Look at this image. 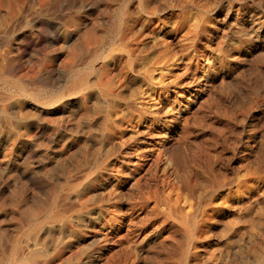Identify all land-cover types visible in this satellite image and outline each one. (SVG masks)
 I'll list each match as a JSON object with an SVG mask.
<instances>
[{
    "label": "rangeland",
    "instance_id": "374dc122",
    "mask_svg": "<svg viewBox=\"0 0 264 264\" xmlns=\"http://www.w3.org/2000/svg\"><path fill=\"white\" fill-rule=\"evenodd\" d=\"M12 1L11 0H0V18H1V15H4L6 8H8V7L16 8L23 2L20 5L22 7L21 8L22 15H21V17H19L18 21L16 22L17 27L15 24L12 27H10L9 31L7 30L4 34L0 35V43H2V44H0V68H2V69H0V76L3 78L2 81L6 80V79L16 78V76H18V77L22 78V81L24 83H26L29 88L31 87L30 89H32L35 93H39L38 98H47V97L55 95V94H61L63 96L60 97L57 101H55L53 103L54 106L52 104L48 105V108H46L47 106H44L43 104L36 102L33 99H30V98L28 99V97L13 98L11 100V103L13 104V106L15 108L16 107L18 108L20 106L19 108H21V111L24 108V110L22 112H19L22 115V118L20 120H12L13 122L18 121V123L20 121L16 130H18V131L20 130V133L23 134L22 136L24 138H23V140H9L8 136H6L4 134L0 135V156L2 157V158H0L1 159L0 160V264H17V261H15L16 255L12 253L13 246L15 244H17L18 247L20 248V247H23V245H24L23 248H26L27 244H30L31 242L34 241L33 239H36V244L39 245L40 247L35 246L36 245L35 244V245H32V247L29 249L30 252L27 251L26 249H24V252H25V255L27 256L26 258L31 260V261L34 260L33 262L35 264H38V263L43 264L45 261L46 262L44 264H50L51 262H52L51 264H59L61 261V256H62V261L64 260L63 263L61 261V264H76V263L81 264L80 262H76L74 260L73 255H77V254L81 255L83 253V251L85 249V244L83 245L80 243L85 242L84 237H85V232H86L87 221L89 220V215L93 216L97 212H100V216L97 215V218L93 216V219H95L96 228L98 226V228L96 230L97 231L96 236L101 237V239L103 240V238H102L103 234L102 233H105L106 231H108V234L110 233V235H111V236L107 237V241L104 244V247H105L104 253L108 257L110 256L113 260L117 259L119 256H122L123 259L125 260V262L127 264L128 263L130 264L129 260L131 261V251L134 248L131 241L132 240L137 241L139 238L140 239L142 238L141 237L142 235L146 234V238L144 237L145 239H144L143 247L144 248L147 247L146 246L147 240L149 241L148 237L153 236V234L157 231L156 228L155 229L153 228L154 223L157 219L162 218L163 215H161V214L165 210L166 203L168 200H171L174 198L175 195L173 192L176 191V189H179V191L181 193H185L188 190H192L191 188H194L195 191L192 192L191 195L189 193L188 202L191 203V205L195 204L196 206L197 205L202 206L209 199V197H210L209 195L212 194L211 192L213 191V189H215L214 188L215 187V184H214L215 178H216V180L230 181L231 184L229 187H230V189L233 190L235 185H236V181L239 178H241L243 176H248V175L254 173L255 171L260 172L263 170V168H264V160H263L264 155L262 153H264V139H263L264 138V104H263L264 103V101H263L264 100V96H263L264 95V93H263V91H264V70H263L264 69V55H263L264 54V50H263L264 49V32H263L264 31V22H263V20H264V16H263V14H264V0H262V1L261 0H257V1L256 0L255 1L254 0H225V1L224 0H200L201 1V2L199 1L200 3L198 2V0H195V2H194V0L193 1L192 0H171V1L170 0H153V1L152 0H123V1L122 0H114V1L113 0H110V1L109 0H46V1L45 0H29V1L28 0H23V1L17 0L18 2L16 0H12ZM20 1H21V3H20ZM142 1L144 3H142ZM10 2H12V3H10ZM189 2L191 5L189 4ZM24 3H26L25 8L23 7ZM153 3H155V4H153ZM205 3L207 4V6H205L206 5ZM13 4H14V6H13ZM145 4H147V5H145ZM163 4H165V5H163ZM41 5H42V7H40ZM99 5L102 7H99ZM104 5H105V7H103ZM240 5H241V7H239ZM33 6H35V7L33 8ZM107 6H108V8H107ZM148 6H149V8H148ZM151 6H153V7H151ZM195 6H197V8ZM198 6H200V7H198ZM97 7H99V8L97 9ZM146 7L148 10L146 9ZM232 7H233L234 11L232 10ZM155 8L157 9V12H156ZM202 8H204V9L202 10ZM30 9L31 10L35 9V10H34V12H32ZM94 9H97V10L95 11ZM255 9L258 11L256 12ZM165 10H167V11H165ZM204 10H206V11H204ZM106 11H108V12H106ZM132 14H133V16H132ZM199 14H201V15H199ZM233 15H235V16H233ZM209 16H212V17L209 18ZM21 18H22L23 22L21 21ZM92 19H95L97 22L95 20H92ZM163 19H164V21H163ZM220 19H224V20H220ZM252 19L256 23H253ZM256 19H258V20H256ZM88 22H90V23H88ZM64 23H66V24H64ZM164 23H166V24H164ZM247 23H248V25H247ZM188 24H189V26H188ZM255 24H257V26ZM33 25L35 26V28ZM61 25H63V26H61ZM139 26H141V27L139 28ZM231 26L233 28H231ZM32 27H33V30H32ZM97 27H99V28H97ZM235 27L239 28V30ZM253 27H254V30H253ZM14 28H16V29H14ZM18 28H19V31H17ZM124 28L127 31L129 30L130 36H131L130 38H133V40H131L130 38H128L125 35V33L127 31ZM190 28H192V29H190ZM144 29H146V30H144ZM222 29L224 32L222 31ZM231 29H232V31H231ZM240 29H241V31H240ZM244 29H245V31H244ZM132 30H133V33H131ZM90 31L92 34L90 33ZM134 31H135L136 35H135ZM121 32L124 34H119ZM129 32H127V33H129ZM142 32L143 33L145 32V33L143 34ZM199 33H201V34H199ZM228 33L231 34V36L228 35ZM156 34H157V36H156ZM160 34L162 35V38H161ZM192 34H194V35H192ZM36 35H38V36H36ZM93 35H95L96 37ZM188 35H189V37H188ZM235 35H236V38H235ZM97 36H98V38H97ZM142 36L145 38H143ZM14 37H16V38H14ZM20 37H21V39H20ZM23 37H25V38H23ZM58 37H60V38H58ZM186 37H187V39H185ZM237 37H238V39H237ZM40 38H41V40H40ZM117 38H119V39H117ZM179 38H181V39H179ZM189 39H192V40H189ZM206 39H208L209 41ZM213 39H215L214 42H213ZM218 39L220 41H218ZM162 40H164V42ZM188 40H189V42H187ZM226 40L229 43L226 42V45H225ZM39 41H40L41 45H38ZM128 41L130 44L128 43ZM29 42H30V44H29ZM70 42H71V44H70ZM78 42H79L80 46L76 45V47H75V45L73 43L78 44ZM136 42H138V43H136ZM144 42H146V43L144 44ZM167 42H168V46H167ZM193 42H195V43H193ZM163 43H164V45H163ZM172 43H173V45H171ZM16 44H17V46H16ZM212 44H213V46H212ZM68 45H70V46H68ZM157 45L162 46V47H158ZM83 47L85 48V50ZM93 47H94V49H93ZM223 47H224V49H222ZM66 48H67V50H66ZM96 48H98V49H96ZM172 48L175 49L176 52H175V50H172ZM214 48L217 49L216 50L217 52H215V50L213 51ZM10 49H11V51H10ZM156 49H157V51H156ZM1 50L4 51V53ZM75 50H76V52H75ZM130 51H131V53H130ZM207 51H208V53H207ZM77 52H79V53H77ZM139 52H141V53H139ZM150 52L153 54V57L151 56L152 54ZM253 52H254V54H253ZM175 53H176V55L177 54L178 55L176 56ZM184 53H185V56H184ZM203 53H204V55H203ZM224 53L226 56L224 55ZM96 54H97V57L95 56ZM172 54L175 56V58H172V56H173ZM18 55H20V56H18ZM137 55H139V56H137ZM198 55L200 56V59L198 58L199 57ZM94 56H95V60H93ZM258 56H261V57H259L260 59L257 58ZM71 57H72V59H71ZM86 57H87V59H86ZM214 57L216 60L214 59ZM254 57H256V58H254ZM140 58L143 60V62H142V60L140 61ZM154 58H156V60ZM170 58H171V60H169ZM177 58L179 59V62H178ZM236 58H238V59H236ZM76 59H77V61H75ZM255 59H257L256 63H254ZM98 60H99V62H98ZM129 60L131 61V67L129 65ZM247 60H250V61L247 62ZM164 61H167V62L164 63ZM64 62L65 63L68 62V63L65 64ZM121 62H123V64H121ZM149 62H151V63H149ZM9 63H11V64H9ZM250 63H252V64H250ZM261 63H262V65H260ZM152 64H155V65L158 64L160 66L156 65V67H155V65L153 66ZM207 64H208V66H207ZM253 64H254V66L252 67ZM124 65H125V67H124ZM165 65H166V67H165ZM175 65H178V66L176 67ZM203 65H204V67H203ZM255 65L258 66V68ZM171 66L172 67L174 66V67L169 69V67H171ZM86 67L90 68V74H89V78H88L89 79L88 83L89 82L90 83L88 84V86L85 89L80 90L78 92H75V91L74 92H67V91H65V89H67V87L71 84V81H72L70 78L71 73L73 72L75 74L77 71L81 70V68L83 69ZM126 67L128 68L127 70H126ZM132 67H133V69H132ZM163 67L166 69H163ZM167 67H168V69H167ZM206 67H207V69H206ZM243 67L246 70H243ZM249 67H251V68H249ZM159 68H161L162 71H160ZM204 68H205V70H204ZM140 69H142V70H140ZM97 70H99L100 72L98 73ZM92 71H94V72H92ZM104 71H106V72H104ZM146 71L149 72V74ZM183 71H185L186 73ZM253 71L256 73V76H255V73ZM107 72H108V74H107ZM203 72H205V73L201 74ZM240 72L241 73L243 72V73L240 74ZM94 73H96V74L94 75ZM125 73H126V75H125ZM235 73H237V74H235ZM186 74H188V75H186ZM113 75H114V77H113ZM162 75H165V76H162ZM236 75H238V76H236ZM244 75H246V77ZM31 76H33V77H31ZM119 76H121V77H119ZM188 77H189V79H188ZM110 78H112V79H110ZM196 78H198V80ZM212 78H213V80H212ZM248 78L249 79L252 78L253 80L251 79L252 81L250 80L251 81L250 82L248 80ZM141 79H142V81H141ZM194 79H195V81H194ZM246 79L249 83L246 81ZM219 80H220V82H219ZM97 83H98V85H97ZM175 83H181V84H175ZM240 83L242 86L240 85ZM149 85H150V87L151 86H153V87L150 88ZM161 85L163 88L161 87ZM130 86H131V88H130ZM136 86H138V89L136 88ZM245 86H248L249 89L246 88ZM234 88H236V90ZM43 89H45V90H43ZM135 90L138 91L137 92L138 94L135 93L136 92ZM139 90L141 93L139 92ZM150 90L153 91L154 95L148 97V93ZM202 90H204V91H202ZM233 90H235V91H233ZM3 91H6V87L3 85V82H0V93H2ZM190 92H192V93H190ZM68 93H70V94H68ZM133 93L137 94L138 96L134 95ZM146 93H147V96H146ZM174 93H176V94H174ZM188 93H189V96H187ZM246 94H247V96H246ZM82 95H83V97H82ZM129 95H130L131 99H130ZM99 96H100V98H99ZM206 96H208V100L210 99L209 101L207 100ZM220 96H221V98H220ZM247 97H248V99H247ZM74 98H75V100H74ZM203 98H205V99H203ZM217 98L219 100H217ZM15 99H17V100H15ZM18 100H20L21 102ZM91 100H92V102H91ZM151 100H153V101H151ZM192 100H193V102H191ZM202 100H206L207 102L206 101L202 102ZM220 100H221V102H220ZM234 100L236 103L234 102ZM34 101H35V103H34ZM98 101H99V104H98ZM166 101L168 104L166 103ZM22 102H23V105L21 104ZM153 102L156 103V106L154 108H149V105ZM77 103H78V105H77ZM170 103H172V104H170ZM189 103H191V105ZM208 103H210L211 107L209 106ZM250 103L252 104L251 106L249 105ZM141 104H143V105H141ZM187 104H189V105H187ZM213 104L215 107H213ZM25 105H26V107H25ZM61 105H63V106H61ZM166 105H168V106H166ZM208 106H209V108H207ZM29 107L32 109H30ZM38 107H39V109H38ZM185 107H186L187 111H186ZM254 107H255V109H254ZM135 108L137 109L138 112L135 111L136 110ZM138 108L142 109V110L145 109V110H143V113L141 114V113H139ZM250 108H252V109H250ZM26 109H27V111H25ZM218 109H219V111H218ZM114 110H115V112H113ZM146 110H148V111H146ZM155 110L157 112L156 114H155ZM24 111L26 112V115L24 114ZM110 111H111V113H110ZM170 111H172V112L170 113ZM190 111H191V114H190ZM61 112L62 113L64 112V113L62 114ZM119 112L121 114H119ZM135 112H137V113H135ZM19 113H15L16 118L19 115ZM112 113H114V115ZM196 113H197V115L195 117L194 115ZM69 114H71V115H69ZM115 114H117V115H115ZM174 114H177V115H174ZM186 114L190 115V116L188 115L189 118L187 117ZM206 114H208V115H206ZM13 115L14 114H11V113H0V120L2 119V117H12ZM138 115H139L140 119L138 118ZM160 115H162V116H160ZM24 116H26V117H24ZM37 117L40 119H37ZM150 117H151V119H150ZM194 117H195V120H194ZM198 117L200 119H197ZM46 118H47V120H46ZM84 118L86 119V121L84 120ZM183 118H184V120H183ZM186 118H188V119H186ZM191 118H192V121H191ZM163 119L165 121H163ZM48 120H50V122ZM181 120H183V121H181ZM185 120L188 124L186 122L184 123ZM250 120H251V122H250ZM148 121H151V122H148ZM190 121L192 124L190 123ZM212 123L214 124V126ZM82 124H83V126L81 127ZM107 124H108V126H107ZM200 124L202 126H200ZM37 125H38V127H37ZM75 125L78 127L76 128ZM188 125L191 127H189ZM203 125H204L205 129L203 128ZM45 126H47V127H45ZM117 126H119L118 127L119 129L117 128ZM141 126H142V128H141ZM208 126H209V128H208ZM250 127H251V129H250ZM255 127H256V129H255ZM21 129H23L24 131ZM145 129H147V130H145ZM248 129H250V130H248ZM259 129L261 130V132ZM86 130H87V132H86ZM133 130H135V132ZM201 131H203V133H201ZM225 131H226V133H225ZM151 132H152V134H151ZM211 132H213V133H211ZM25 133H27V134H25ZM126 134H127V136H126ZM130 134H132V135L130 136ZM133 134H135V136ZM215 134H216V137H215ZM257 134L259 137L257 136ZM44 136H46L47 138ZM121 136L122 137L125 136V137H123V140H122ZM154 136H155V138H154ZM210 136L212 137V140H210L211 139ZM26 138H28V139H26ZM106 138H108V139H106ZM245 138H246V140H245ZM99 139H100V142H99ZM116 139H118V140H116ZM119 139H120V141H119ZM136 141H138V142H136ZM27 142H29V143H27ZM11 143H13V144H11ZM143 143H144V145H142ZM173 143H175L176 145ZM234 144H235V146L236 145L237 146L234 147ZM245 144H246V146H245ZM258 144H259V146H258ZM261 144L263 145V148L261 147ZM128 145H130V146H128ZM204 145H205V147H203ZM214 145H216V146H214ZM141 146H143V147H141ZM153 146H156V147L153 148ZM174 146H175V148H174ZM155 148H156V150H155ZM226 148H227V150H226ZM232 148H233V150H232ZM11 149H12V151H11ZM121 150L123 153L121 152ZM199 150H200V152H199ZM206 150H207V152H206ZM222 150H223V152H222ZM146 151L148 154L146 153ZM196 151H197V154L199 152V155L201 157L202 156L203 157L201 158L199 155L197 156ZM250 151H252V153ZM36 152H37V154H36ZM208 152H210V153H208ZM6 154L8 156H6ZM169 154L171 156L173 155L172 156L173 158L169 157L170 156ZM193 154L196 156H192ZM224 154L227 156H225ZM221 155H224V156H221ZM245 155H246V157H245ZM252 155H253V157H252ZM216 156H217V158H216ZM241 156H243V157H241ZM3 157L5 159H3ZM22 157H24V158H22ZM116 157H118V158H116ZM123 157L124 158L126 157V158L124 159ZM195 157H196V159H195ZM213 157H214V159H213ZM190 158H192L193 160L192 159L190 160ZM117 159H118V161L119 160H121V161L118 162ZM160 159H161V161H160ZM255 159L258 161L256 162ZM166 160H169V161H166ZM224 160L226 162H224ZM211 161L212 162L214 161L213 165H212ZM196 162H197V164H195ZM148 163H149V165H148ZM156 163H157V165H156ZM135 164L138 166H136ZM186 164L188 166H186ZM226 164H228L229 167ZM133 165H134V167H133ZM90 166H92L93 168ZM139 166H141V167H139ZM226 166L228 169L226 168ZM232 166H234V167H232ZM250 166L252 167V169ZM18 167H20V168H18ZM113 167H115V168H113ZM125 167H126V169H125ZM148 167L150 168V171H149ZM86 168H88V169H86ZM146 168H148L147 171H146ZM176 168H177V171H176ZM197 168H199V169H197ZM254 168H255V170H253ZM144 169H145V173H143ZM170 169H171V171H170ZM182 170H184V171H182ZM202 171L204 174L202 173ZM147 172H149V176H148ZM182 172L184 175L182 174ZM191 172H193V174ZM221 172L223 173V175ZM169 173H170V175H169ZM185 173H186V175H185ZM213 173H215V176H213L214 175ZM4 174H5V176H3ZM100 174H101V176H100ZM219 174L221 176H219ZM81 175H82V177H80ZM111 176H112V178H111ZM147 176L150 177L149 178V181L151 180L150 182H148ZM159 176H161V177H159ZM126 178H128V180ZM138 178H140V179L143 178V180L139 179V181H138L137 180ZM167 178L168 179L170 178V179L168 180ZM76 179H78V180H76ZM105 179H106V181H105ZM161 179L163 180L162 183L160 182ZM6 180H7V182H6ZM124 180H126V182ZM191 180L193 181L194 186H193V183L191 182ZM201 180L203 182H201ZM199 181H200V183H198ZM84 182H86V183H84ZM174 182H176V183H174ZM177 182H178V184H177ZM144 183H145V187H144ZM149 183H151V184L153 183L152 184L153 186ZM172 183H174L176 188L173 186ZM201 183L203 184V185H201V187L203 189L199 186V184H201ZM211 183H213V184L211 185ZM112 184L113 185L115 184L114 187H112L113 186ZM160 184H161V186H160ZM206 184H207V186H206ZM107 186H109V187H107ZM146 186H148V187H146ZM83 187H84V190H83L84 193L81 192ZM126 187L127 188L129 187V189H127ZM140 187H141V189H140ZM150 187H152V188H150ZM198 187L201 188L202 190H200ZM164 188H165V190H164ZM169 188H170V190H168ZM171 188H174V190L173 189L171 190ZM116 189H118V190H116ZM130 189L133 192L130 191ZM151 189L154 191L155 194H153ZM204 189L205 190L207 189V190L205 191ZM208 190H209V192H208ZM147 191H149V192L147 193ZM158 191H159V193H158ZM199 191H202V192H199ZM79 192H81V193H79ZM156 192L158 194H156ZM196 192H197V195L201 193L202 196L198 195V197H197ZM104 193H106L107 195ZM127 194H129V196ZM147 194H148L149 198L147 197ZM170 194H171V196H170ZM76 195L78 196L77 198H75ZM80 195H81V197H80ZM199 196L201 197L200 199H199ZM72 197H73V199H72ZM102 197H103V199H102ZM125 197L128 199H125ZM191 197H192V200H191ZM80 198H81V200H80ZM84 198H86V199H84ZM71 199H72V201H70ZM125 200H126V202H125ZM195 200H197V202ZM133 201H137V202H133ZM152 202L154 205L152 204ZM111 204H113L112 205L113 207H111ZM36 205H38L37 207H39V209L35 208ZM131 205H133V208ZM195 205H193V206L196 207ZM96 206H97V208H96ZM147 206H149V207H147ZM34 208H35V210H34ZM66 208H68V209H66ZM36 209L39 211H37ZM103 209L105 212L103 211ZM155 209H156V211H155ZM32 210L36 212V215L38 217H36V215H34L35 212H33L34 214L32 213ZM58 211L62 214V217L61 216L60 217H52V214L54 212H58ZM86 212H88V214ZM48 214H50V215H48ZM144 214H146L148 216L145 217L146 215L143 216ZM77 215L79 218L77 217ZM121 216H123V217H121ZM120 217H121V219H120ZM140 217H142V218H140ZM149 217H151L150 220L148 219ZM146 218H147V220H145ZM114 219L118 220V221L113 223ZM137 219H139L138 223H137ZM64 221H67L68 223L67 222L65 223ZM74 222H76V223H74ZM140 222H143V224H141ZM56 224H58V225H56ZM113 224H114V226H113ZM131 224H132V226H130ZM133 224L135 227L133 226ZM54 225H56V226H54ZM142 225H144V226H142ZM20 226H21V228H20ZM78 226H80V227H78ZM136 226H138V227H136ZM44 227H46V228H44ZM40 228H41V230H40ZM139 228H141V230ZM57 229H59V231L62 230L61 231L62 233L59 232ZM39 230L43 231V232L40 233ZM56 230L59 233H57ZM149 230H151V231L147 232ZM209 231H211V233L209 232V234L212 235L213 231L211 229ZM71 232H72V234H71ZM98 232H99V235H98ZM115 232L119 233V234H123L124 239H122L121 243H120V244H122V248L115 247L113 249V247H112L116 243V239H114V235L116 234ZM18 233H19V235H18ZM125 233L127 234V236ZM40 234H41V236H40ZM61 234L64 236H61ZM78 234H80V235H78ZM58 235H60V236H58ZM52 236H54V240H53ZM72 237L74 238V240ZM14 238L16 241L14 240ZM37 238H38V240H37ZM40 238H42V239H40ZM112 238H113V240H112ZM48 239H49V241H48ZM24 241H26L25 242L26 244L24 243ZM37 241H38V243H37ZM128 242H130L129 246H128ZM77 245H79V246H77ZM81 245H82V247H81ZM123 245H124V247H123ZM125 247H127V248H125ZM128 248L130 249L129 252H128ZM47 249H49V250H47ZM31 250L32 251L35 250V253H34V251L32 252ZM56 250H57V252H56ZM74 250L76 253L74 252ZM112 250H113V252L111 253ZM123 250L125 252H123ZM115 252H117L116 254L118 255L116 257H115ZM47 254H48V256H47ZM66 254H68L69 256ZM124 255L126 257H124ZM13 257H14V259H13ZM41 260H42V262H41ZM65 260L67 261V263ZM8 262H10V263H8Z\"/></svg>",
    "mask_w": 264,
    "mask_h": 264
},
{
    "label": "bare ground",
    "instance_id": "6f19581e",
    "mask_svg": "<svg viewBox=\"0 0 264 264\" xmlns=\"http://www.w3.org/2000/svg\"><path fill=\"white\" fill-rule=\"evenodd\" d=\"M12 1V0H11ZM17 1V0H16ZM23 1V0H22ZM29 1V0H28ZM46 1V0H45ZM110 1V0H109ZM114 1V0H113ZM123 1V0H122ZM153 1V0H152ZM171 1V0H170ZM193 1V0H192ZM200 0H198V2H199ZM225 1V0H224ZM255 1V0H254ZM257 1V0H256ZM262 1V0H261ZM13 2V1H12ZM12 2H10V3H12ZM18 2V1H17ZM27 2V1H26ZM98 2V1H97ZM131 2V1H130ZM194 2H195V0H194ZM201 2V1H200ZM199 2V3H200ZM20 3H21V1H20ZM23 3V2H22ZM21 3V4H22ZM38 3V2H37ZM44 3V2H43ZM121 3V2H120ZM127 3V2H126ZM142 3H144L143 1H142ZM165 3V2H164ZM175 3V2H174ZM177 3V2H176ZM214 3V2H213ZM223 3V2H222ZM8 4V3H7ZM20 4V5H21ZM25 4L26 3H24L23 5V7L25 8ZM39 4V3H38ZM153 4H155V3H153ZM189 4H190V2H189ZM206 4V3H205ZM209 4V3H208ZM211 4V3H210ZM226 4V3H225ZM18 6V7H16V8H14V7H8V8H6L5 9V13H4V15H1V18H0V35H2V34H4L7 30L9 31V29H10V27H12L13 25H15L16 24V22L18 21V19H19V17H21V15H22V10H21V6ZM35 5V4H34ZM43 5V4H42ZM42 5L40 6V7H42ZM125 5V4H124ZM145 5H147V4H145ZM150 5V4H149ZM163 5H165V4H163ZM171 5V4H170ZM191 5V4H190ZM203 5V4H202ZM221 5V4H220ZM228 5V4H227ZM13 6H14V4H13ZM78 6V5H77ZM143 6V5H142ZM172 6V5H171ZM170 6V7H171ZM205 6H207V4L205 5ZM204 6V7H205ZM236 6V5H235ZM35 6H33V8H34ZM99 7H102V6H100L99 5ZM99 7H97V9L99 8ZM103 7H105V5L103 6ZM130 7V6H129ZM151 7H153V6H151ZM150 7V8H151ZM169 7V6H168ZM167 7V8H168ZM196 8H197V6H195ZM198 7H200V6H198ZM218 7V6H217ZM223 7V6H222ZM239 7H241V5L239 6ZM107 8H108V6H107ZM148 8H149V6H148ZM158 8V7H157ZM176 8V7H175ZM187 8V7H186ZM210 8V7H209ZM216 8V7H215ZM228 8V7H227ZM32 9V8H31ZM30 9V10H31ZM88 9V8H87ZM97 9H94L95 11L97 10ZM131 9V8H130ZM146 9H147V7H146ZM145 9V10H146ZM162 9V8H161ZM165 9V8H164ZM204 8H202V10H203ZM213 9V8H212ZM230 9V8H229ZM228 9V10H229ZM250 9V8H249ZM25 10V9H24ZM27 10V9H26ZM34 10L35 9H33V10H31L32 12H34ZM109 10V9H108ZM125 10V9H124ZM133 10V9H132ZM148 10V9H147ZM155 10H156V12H157V9L155 8ZM172 10V9H171ZM186 10V9H185ZM232 10H233V7H232ZM256 10V9H255ZM42 11V10H41ZM128 11V10H127ZM136 11V10H135ZM165 11H167V10H165ZM204 11H206V10H204ZM221 11V10H220ZM234 11V10H233ZM236 11V10H235ZM258 10H256V12H257ZM4 12V11H3ZM2 12V13H3ZM36 12V11H35ZM89 12V11H88ZM106 12H108V11H106ZM114 12V11H113ZM160 12V11H159ZM162 12V11H161ZM172 12V11H171ZM189 12V11H188ZM239 12V11H238ZM254 12V11H253ZM112 13V12H111ZM130 13V12H129ZM138 13V12H137ZM154 13V12H153ZM176 13V12H175ZM215 13V12H214ZM223 13V12H222ZM229 13V12H228ZM233 13V12H232ZM247 13V12H246ZM96 14V13H95ZM108 14V13H107ZM183 14V13H182ZM217 14V13H216ZM241 14V13H240ZM259 14V13H258ZM31 15V14H30ZM97 15V14H96ZM125 15V14H124ZM164 15V14H163ZM179 15V14H178ZM199 15H201V14H199ZM212 15V14H211ZM223 15V14H222ZM257 15V14H256ZM28 16V15H27ZM37 16V15H36ZM35 16V17H36ZM92 16V15H91ZM132 16H133V14H132ZM182 16V15H181ZM190 16V15H189ZM194 16V15H193ZM213 16V15H212ZM212 16H209V18L210 17H212ZM218 16V15H217ZM233 16H235V15H233ZM259 16V15H258ZM261 16V15H260ZM263 16H264V14H263ZM24 17V16H23ZM178 17V16H177ZM185 17V16H184ZM196 17V16H195ZM220 17V16H219ZM227 17V16H226ZM229 17V16H228ZM241 17V16H240ZM257 17V16H256ZM27 18V17H26ZM40 18V17H39ZM146 18V17H145ZM150 18V17H149ZM161 18V17H160ZM225 18V17H224ZM242 18V17H241ZM31 19V18H30ZM33 19V18H32ZM105 19V18H104ZM143 19V18H142ZM154 19V18H153ZM190 19V18H189ZM188 19V20H189ZM212 19V18H211ZM236 19V18H235ZM39 20V19H38ZM88 20V19H87ZM90 20V19H89ZM92 20H95V19H92ZM119 20V19H118ZM123 20V19H122ZM167 20V19H166ZM220 20H224V19H220ZM232 20V19H231ZM234 20V19H233ZM253 20V19H252ZM256 20H258V19H256ZM21 21H22V18H21ZM67 21V20H66ZM96 21V20H95ZM100 21V20H99ZM98 21V22H99ZM103 21V20H102ZM163 21H164V19H163ZM180 21V20H179ZM251 21V20H250ZM23 22V21H22ZM65 22V21H64ZM97 22V21H96ZM95 22V23H96ZM124 22V21H123ZM128 22V21H127ZM188 22V21H187ZM252 22V21H251ZM263 22H264V20H263ZM262 22V23H263ZM88 23H90V22H88ZM129 23V22H128ZM155 23V22H154ZM190 23V22H189ZM207 23V22H206ZM210 23V22H209ZM220 23V22H219ZM228 23V22H227ZM253 23H256L254 20H253ZM34 24V23H33ZM38 24V23H37ZM61 24V23H60ZM64 24H66V23H64ZM125 24V23H124ZM130 24V23H129ZM138 24V23H137ZM164 24H166V23H164ZM169 24V23H168ZM213 24V23H212ZM260 24V23H259ZM22 25V24H21ZM68 25V24H67ZM92 25V24H91ZM159 25V24H158ZM208 25V24H207ZM221 25V24H220ZM235 25V24H234ZM247 25H248V23H247ZM251 25V24H250ZM256 26H257V24H255ZM34 26V25H33ZM61 26H63V25H61ZM65 26V25H64ZM100 26V25H99ZM122 26V25H121ZM126 26V25H125ZM188 26H189V24H188ZM194 26V25H193ZM237 26V25H236ZM241 26V25H240ZM259 26V25H258ZM16 27H17V24H16ZM25 27V26H24ZM38 27V26H37ZM66 27V26H65ZM70 27V26H69ZM87 27V26H86ZM90 27V26H89ZM88 27V28H89ZM92 27V26H91ZM102 27V26H101ZM100 27V28H101ZM134 27V26H133ZM141 26H139V28H140ZM163 27V26H162ZM245 27V26H244ZM31 28V27H30ZM34 28H35V26H34ZM47 28V27H46ZM50 28V27H49ZM61 28V27H60ZM83 28V27H82ZM97 28H99V27H97ZM168 28V27H167ZM231 28H233L232 26H231ZM235 28H237V27H235ZM14 29H16V28H14ZM13 29V30H14ZM29 29V28H28ZM58 29V28H57ZM64 29V28H63ZM93 29V28H92ZM125 29V28H124ZM142 29V28H141ZM190 29H192V28H190ZM197 29V28H196ZM200 29V28H199ZM212 29V28H211ZM226 29V28H225ZM228 29V28H227ZM238 30H239V28H237ZM32 30H33V27H32ZM61 30V29H60ZM67 30V29H66ZM79 30V29H78ZM81 30V29H80ZM95 30V29H94ZM104 30V29H103ZM121 30V29H120ZM126 30V29H125ZM137 30V29H136ZM144 30H146V29H144ZM167 30V29H166ZM194 30V29H193ZM253 30H254V27H253ZM17 31H19V28H18V30ZM59 31V30H58ZM68 31V30H67ZM82 31V30H81ZM93 31V30H92ZM96 31V30H95ZM127 31V30H126ZM164 31V30H163ZM195 31V30H194ZM221 31V30H220ZM222 31H223V29H222ZM227 31V30H226ZM231 31H232V29H231ZM240 31H241V29H240ZM244 31H245V29H244ZM98 32V31H97ZM118 32V31H117ZM127 32H129V30L127 31ZM125 33V35L128 37V38H130L131 36H130V32L129 33ZM147 32V31H146ZM196 32V31H195ZM194 32V33H195ZM224 32V31H223ZM254 32V31H253ZM264 32V31H263ZM20 33V32H19ZM85 33V32H84ZM90 33H91V31H90ZM131 33H133V30H132V32ZM134 33H135V31H134ZM143 33V32H142ZM141 33V34H142ZM145 33V32H144ZM143 33V34H144ZM148 33V32H147ZM156 33V32H155ZM161 33V32H160ZM191 33V32H190ZM60 34V33H59ZM69 34V33H68ZM92 34V33H91ZM90 34V35H91ZM99 34V33H98ZM103 34V33H102ZM119 34H124V33H119ZM142 34V35H143ZM158 34V33H157ZM157 34H156V36H157ZM199 34H201V33H199ZM16 35V34H15ZM19 35V34H18ZM41 35V34H40ZM76 35V34H75ZM86 35V34H85ZM89 35V34H88ZM104 35V34H103ZM135 35H136V33H135ZM154 35V34H153ZM161 35V34H160ZM192 35H194V34H192ZM219 35V34H218ZM226 35V34H225ZM228 35H230L231 36V34H229L228 33ZM254 35V34H253ZM36 36H38V35H36ZM62 36V35H61ZM73 36V35H72ZM87 36V35H86ZM93 36H95V35H93ZM122 36V35H121ZM176 36V35H175ZM191 36V35H190ZM3 37V36H2ZM1 37V38H2ZM22 37V36H21ZM21 37H20V39H21ZM40 37V36H39ZM71 37V36H70ZM96 37V36H95ZM101 37V36H100ZM99 37V38H100ZM143 37V36H142ZM177 37V36H176ZM188 37H189V35H188ZM195 37V36H194ZM233 37V36H232ZM253 37V36H252ZM14 38H16V37H14ZM23 38H25V37H23ZM58 38H60V37H58ZM63 38V37H62ZM66 38V37H65ZM97 38H98V36H97ZM96 38V39H97ZM105 38V37H104ZM136 38V37H135ZM143 38H145V37H143ZM142 38V39H143ZM151 38V37H150ZM161 38H162V35H161ZM171 38V37H170ZM184 38V37H183ZM192 38V37H191ZM207 38V37H206ZM220 38V37H219ZM225 38V37H224ZM234 38V37H233ZM235 38H236V35H235ZM244 38V37H243ZM242 38V39H243ZM246 38V37H245ZM254 38V37H253ZM259 38V37H258ZM261 38V37H260ZM18 39V38H17ZM32 39V38H31ZM67 39V38H66ZM72 39V38H71ZM117 39H119V38H117ZM131 40H133V38H130ZM166 39V38H165ZM179 39H181V38H179ZM185 39H187V37L185 38ZM223 39V38H222ZM227 39V38H226ZM237 39H238V37H237ZM255 39V38H254ZM257 39V38H256ZM4 40V39H3ZM40 40H41V38H40ZM102 40V39H101ZM100 40V41H101ZM135 40V39H134ZM138 40V39H137ZM183 40V39H182ZM189 40H192V39H189ZM189 40L187 41V42H189ZM204 40V39H203ZM206 40H208V39H206ZM214 40L215 39H213V42H214ZM29 41V40H28ZM67 41V40H66ZM80 41V40H79ZM163 42H164V40H162ZM161 41V42H162ZM180 41V40H179ZM178 41V42H179ZM184 41V40H183ZM209 41V40H208ZM218 41H220L219 39H218ZM222 41V40H221ZM239 41V40H238ZM255 41V40H254ZM33 42V41H32ZM65 42V41H64ZM114 42V41H113ZM112 42V43H113ZM139 42V41H138ZM138 42H136V43H138ZM174 42V41H173ZM202 42V41H201ZM206 42V41H205ZM212 42V41H211ZM226 42H228L227 40L225 41V45H226ZM115 43V42H114ZM118 43V42H117ZM128 43H129V41H128ZM133 43V42H132ZM146 42H144V44H145ZM193 43H195V42H193ZM229 43V42H228ZM240 43V42H239ZM247 43V42H246ZM0 44H2V43H0ZM29 44H30V42H29ZM69 44V43H68ZM70 44H71V42H70ZM74 45H75V47H76V45L78 46H80V44H79V42H78V44H76V43H73ZM72 44V45H73ZM122 44V43H121ZM124 44V43H123ZM130 44V43H129ZM143 44V43H142ZM162 44V43H161ZM166 44V43H165ZM204 44V43H203ZM220 44V43H219ZM38 45H41L40 44V41H39V44ZM58 45V44H57ZM101 45V44H100ZM153 45V44H152ZM163 45H164V43H163ZM171 45H173V43L171 44ZM208 45V44H207ZM217 45V44H216ZM242 45V44H241ZM16 46H17V44H16ZM19 46V45H18ZM30 46V45H29ZM68 46H70V45H68ZM89 46V45H88ZM97 46V45H96ZM109 46V45H108ZM114 46V45H113ZM140 46V45H139ZM158 46V45H157ZM167 46H168V42H167ZM191 46V45H190ZM201 46V45H200ZM212 46H213V44H212ZM211 46V47H212ZM22 47V46H21ZM156 47V46H155ZM158 47H162V46H158ZM165 47V46H164ZM163 47V48H164ZM177 47V46H176ZM189 47V46H188ZM195 47V46H194ZM207 47V46H206ZM244 47V46H243ZM17 48V47H16ZM20 48V47H19ZM84 48V47H83ZM82 48V49H83ZM89 48V47H88ZM145 48V47H144ZM147 48V47H146ZM157 48V47H156ZM170 48V47H169ZM175 48V47H174ZM185 48V47H184ZM210 48V47H209ZM228 48V47H227ZM248 48V47H247ZM74 49V48H73ZM78 49V48H77ZM76 49V50H77ZM90 49V48H89ZM93 49H94V47H93ZM96 49H98V48H96ZM149 49V48H148ZM168 49V48H167ZM222 49H224V47L222 48ZM66 50H67V48H66ZM76 50H75V52H76ZM84 50H85V48H84ZM137 50V49H136ZM151 50V49H150ZM172 50H175V49H173L172 48ZM193 50V49H192ZM200 50V49H199ZM215 50V52H217L216 50L217 49H213V51ZM264 50V49H263ZM2 51V50H1ZM10 51H11V49H10ZM9 51V52H10ZM59 51V50H58ZM88 51V50H87ZM156 51H157V49H156ZM169 51V50H168ZM189 51V50H188ZM244 51V50H243ZM253 51V50H252ZM3 53H4V51H2ZM15 52V51H14ZM86 52V51H85ZM93 52V51H92ZM167 52V51H166ZM170 52V51H169ZM175 52H176V50H175ZM178 52V51H177ZM191 52V51H190ZM189 52V53H190ZM193 52V51H192ZM234 52V51H233ZM258 52V51H257ZM49 53V52H48ZM77 53H79V52H77ZM122 53V52H121ZM130 53H131V51H130ZM139 53H141V52H139ZM138 53V54H139ZM151 53V52H150ZM171 53V52H170ZM187 53V52H186ZM206 53V52H205ZM207 53H208V51H207ZM10 54V53H9ZM99 54V53H98ZM112 54V53H111ZM110 54V55H111ZM137 54V53H136ZM143 54V53H142ZM149 54V53H148ZM152 54V53H151ZM244 54V53H243ZM253 54H254V52H253ZM8 55V54H7ZM60 55V54H59ZM86 55V54H85ZM84 55V56H85ZM126 55V54H125ZM173 55V54H172ZM175 55H176V53H175ZM178 55V54H177ZM176 55V56H177ZM190 55V54H189ZM203 55H204V53H203ZM224 55H225V53H224ZM257 55V54H256ZM264 55V54H263ZM18 56H20V55H18ZM57 56V55H56ZM96 57H97V54L95 55ZM95 56H94V58H93V60H95ZM102 56V55H101ZM137 56H139V55H137ZM144 56V55H143ZM152 57H153V54L151 55ZM170 56V55H169ZM184 56H185V53H184ZM194 56V55H193ZM196 56V55H195ZM199 56V55H198ZM226 56V55H225ZM233 56V55H232ZM236 56V55H235ZM253 56V55H252ZM251 56V57H252ZM49 57V56H48ZM47 57V58H48ZM69 57V56H68ZM187 57V56H186ZM218 57V56H217ZM224 57V56H223ZM238 57V56H237ZM250 57V56H249ZM259 57H261V56H258L257 58H259ZM18 58V57H17ZM52 58V57H51ZM126 58V57H125ZM138 58V57H137ZM142 58V57H141ZM140 58V61L142 60ZM172 58H175V56L173 55L172 56ZM197 58V57H196ZM199 59H200V56L198 57ZM207 58V57H206ZM213 58V57H212ZM225 58V57H224ZM247 58V57H246ZM254 58H256V57H254ZM49 59V58H48ZM71 59H72V57H71ZM70 59V60H71ZM74 59V58H73ZM86 59H87V57H86ZM155 60H156V58H154ZM178 59V58H177ZM187 59V58H186ZM202 59V58H201ZM210 59V58H209ZM214 59H215V57H214ZM236 59H238V58H236ZM250 59V58H249ZM260 59V58H259ZM30 60V59H29ZM56 60V59H55ZM68 60V59H67ZM92 60V61H93ZM126 60V59H125ZM137 60V59H136ZM153 60V59H152ZM169 60H171V58L169 59ZM176 60V59H175ZM183 60V59H182ZM192 60V59H191ZM207 60V59H206ZM216 60V59H215ZM228 60V59H227ZM254 60V59H253ZM72 61V60H71ZM70 61V62H71ZM74 61V60H73ZM75 61H77V59L75 60ZM91 61V62H92ZM104 61V60H103ZM151 61V60H150ZM209 61V60H208ZM221 61V60H220ZM226 61V60H225ZM248 61H250V60H247V62ZM256 61H257V59H255V61H254V63H256ZM4 62V61H3ZM2 62V63H3ZM98 62H99V60H98ZM134 62V61H133ZM142 62H143V60H142ZM155 62V61H154ZM167 61H164V63H166ZM178 62H179V59H178ZM198 62V61H197ZM6 63V62H5ZM65 63V62H64ZM63 63V64H64ZM68 63V62H67ZM67 63H65V64H67ZM82 63V62H81ZM84 63V62H83ZM97 63V62H96ZM136 63V62H135ZM148 63V62H147ZM149 63H151V62H149ZM153 63V62H152ZM157 63V62H156ZM163 63V62H162ZM163 63V64H164ZM169 63V62H168ZM209 63V62H208ZM214 63V62H213ZM233 63V62H232ZM239 63V62H238ZM263 63V62H262ZM262 63L260 64V65H262ZM9 64H11V63H9ZM57 64V63H56ZM62 64V63H61ZM93 64V63H92ZM121 64H123V62H121ZM126 64V63H125ZM197 64V63H196ZM210 64V63H209ZM250 64H252V63H250ZM44 65V64H43ZM71 65V64H70ZM85 65V64H84ZM129 65H130V67H131V61L129 60ZM143 65V64H142ZM149 65V64H148ZM153 66L155 65V64H152ZM156 65H158V64H156ZM156 65H155V67H156ZM169 65V64H168ZM211 65V64H210ZM247 65V64H246ZM24 66V65H23ZM51 66V65H50ZM49 66V67H50ZM87 66V65H86ZM96 66V65H95ZM112 66V65H111ZM145 66V65H144ZM152 66V67H153ZM158 66H160V65H158ZM176 67L178 66V65H175ZM183 66V65H182ZM207 66H208V64H207ZM254 66V64L252 65V67ZM256 66V65H255ZM62 67V66H61ZM75 67V66H74ZM124 67H125V65H124ZM143 67V66H142ZM151 67V66H150ZM165 67H166V65H165ZM174 67V66H173ZM172 66L171 67H169V69H171V68H173ZM180 67V66H179ZM192 67V66H191ZM203 67H204V65H203ZM257 68H258V66H256ZM255 67V68H256ZM26 68V67H25ZM54 68V67H53ZM64 68V67H63ZM117 68V67H116ZM185 68V67H184ZM187 68V67H186ZM246 68V67H245ZM249 68H251V67H249ZM262 68V67H261ZM260 68V69H261ZM0 69H2V68H0ZM51 69V68H50ZM66 69V68H65ZM64 69V70H65ZM73 69V68H72ZM80 69V68H79ZM128 68L126 67V70H127ZM132 69H133V67H132ZM148 69V68H147ZM160 69V71H162L161 70V68H159ZM163 69H166V68H164L163 67ZM167 69H168V67H167ZM176 69V68H175ZM200 69V68H199ZM206 69H207V67H206ZM212 69V68H211ZM240 69V68H239ZM242 69V68H241ZM24 70V69H23ZM100 70V69H99ZM99 70H97L98 71V73L100 72ZM111 70V69H110ZM113 70V69H112ZM137 70V69H136ZM140 70H142V69H140ZM186 70V69H185ZM204 70H205V68H204ZM218 70V69H217ZM243 70H246V69H244V67H243ZM264 70V69H263ZM12 71V70H11ZM102 71V70H101ZM133 71V70H132ZM148 71V70H147ZM146 71V72H147ZM164 71V70H163ZM175 71V70H174ZM181 71V70H180ZM199 71V70H198ZM239 71V70H238ZM261 71V70H260ZM6 72V71H5ZM32 72V71H31ZM92 72H94V71H92ZM104 72H106V71H104ZM103 72V73H104ZM116 72V71H115ZM155 72V71H154ZM157 72V71H156ZM167 72V71H166ZM165 72V73H166ZM183 72H185V71H183ZM188 72V71H187ZM211 72V71H210ZM228 72V71H227ZM248 72V71H247ZM246 72V73H247ZM254 72V71H253ZM259 72V71H258ZM262 72V71H261ZM102 73V72H101ZM118 73V72H117ZM148 74H149V72H147ZM146 73V74H147ZM171 73V72H170ZM174 73V72H173ZM178 73V72H177ZM176 73V74H177ZM181 73V72H180ZM186 73V72H185ZM205 72H203V73H201V74H204ZM212 73V72H211ZM217 73V72H216ZM222 73V72H221ZM238 73V72H237ZM237 73H235V74H237ZM243 73V72H242ZM241 72H240V74H242ZM255 73V72H254ZM263 73V72H262ZM56 74V73H55ZM89 74H90V68L89 67H86V68H81V70H79V71H77L75 74L72 72L71 73V75H70V78H71V84L67 87V89H65V91H67V92H78V91H80V90H83V89H85L87 86H88V84L90 83H88V81H89ZM96 73H94V75H95ZM107 74H108V72H107ZM130 74V73H129ZM153 74V73H152ZM169 74V73H168ZM182 74V73H181ZM180 74V75H181ZM189 74V73H188ZM188 74H186V75H188ZM196 74V73H195ZM59 75V74H58ZM122 75V74H121ZM125 75H126V73H125ZM135 75V74H134ZM167 75V74H166ZM179 75V74H178ZM177 75V76H178ZM184 75V74H183ZM53 76V75H52ZM57 76V75H56ZM92 76V75H91ZM104 76V75H103ZM102 76V77H103ZM106 76V75H105ZM130 76V75H129ZM157 76V75H156ZM162 76H165V75H162ZM171 76V75H170ZM202 76V75H201ZM219 76V75H218ZM236 76H238V75H236ZM245 77H246V75H244ZM248 76V75H247ZM255 76H256V73H255ZM31 77H33V76H31ZM55 77V76H54ZM113 77H114V75H113ZM119 77H121V76H119ZM160 77V76H159ZM168 77V76H167ZM181 77V76H180ZM243 77V76H242ZM37 78V77H36ZM95 78V77H94ZM93 78V79H94ZM126 78V77H125ZM155 78V77H154ZM157 78V77H156ZM169 78V77H168ZM203 78V77H202ZM231 78V77H230ZM92 79V78H91ZM108 79V78H107ZM106 79V80H107ZM110 79H112V78H110ZM118 79V78H117ZM146 79V78H145ZM149 79V78H148ZM147 79V80H148ZM188 79H189V77H188ZM197 80H198V78H196ZM207 79V78H206ZM218 79V78H217ZM233 79V78H232ZM241 79V78H240ZM252 79V78H251ZM251 79H249L248 78V80L250 81ZM3 80V78L0 76V82H3V85L6 87V91H3L2 93H0V113H11V114H14L12 117H2V119L0 120V135H6V136H8V138H9V140H23V134H21L20 133V130L18 131V130H16L17 129V126H18V124L20 123V121H19V123H18V121H12V120H20L21 118H22V115L19 113V112H22L23 110H24V108H23V110L21 111V108H15L14 106H13V104L11 103V100L13 99V98H24V97H28V99L30 98V99H33V100H35L36 102H39V103H41V104H43L44 106H47L46 108H48V105H53V103L55 102V101H57L60 97H62L63 95H61V94H55V95H52V96H49V97H47V98H38V94L39 93H35L32 89H30L28 86H27V84L26 83H24L23 81H22V78L21 77H18V76H16V78H11V79H6V80H4V81H2ZM27 80V79H26ZM122 80V79H121ZM159 80V79H158ZM167 80V79H166ZM165 80V81H166ZM173 80V79H172ZM176 80V79H175ZM174 80V81H175ZM196 80V81H197ZM201 80V79H200ZM212 80H213V78H212ZM231 80V79H230ZM253 80V79H252ZM251 80V81H252ZM258 80V79H257ZM260 80V79H259ZM35 81V80H34ZM117 81V80H116ZM119 81V80H118ZM123 81V80H122ZM121 81V82H122ZM141 81H142V79H141ZM151 81V80H150ZM149 81V82H150ZM153 81V80H152ZM155 81V80H154ZM164 81V80H163ZM169 81V80H168ZM173 81V82H174ZM188 81V80H187ZM194 81H195V79H194ZM225 81V80H224ZM237 81V80H236ZM246 81H247V79H246ZM250 81V82H251ZM96 82V81H95ZM113 82V81H112ZM126 82V81H125ZM178 82V81H177ZM201 82V81H200ZM207 82V81H206ZM218 82V81H217ZM219 82H220V80H219ZM234 82V81H233ZM238 82V81H237ZM248 82V81H247ZM256 82V81H255ZM39 83V82H38ZM37 83V84H38ZM65 83V82H64ZM94 83V82H93ZM102 83V82H101ZM114 83V82H113ZM168 83V82H167ZM195 83V82H194ZM205 83V82H204ZM249 83V82H248ZM30 84V83H29ZM35 84V83H34ZM104 84V83H103ZM120 84V83H119ZM128 84V83H127ZM150 84V83H149ZM162 84V83H161ZM175 84H181V83H175ZM234 84V83H233ZM243 84V83H242ZM33 85V84H32ZM97 85H98V83H97ZM147 85V84H146ZM155 85V84H154ZM159 85V84H158ZM164 85V84H163ZM169 85V84H168ZM199 85V84H198ZM240 85H241V83H240ZM255 85V84H254ZM167 86V85H166ZM194 86V85H193ZM215 86V85H214ZM242 86V85H241ZM252 86V85H251ZM258 86V85H257ZM93 87V86H92ZM146 87V86H145ZM149 87H150V85H149ZM151 87H153V86H151ZM150 87V88H151ZM161 87H162V85H161ZM169 87V86H168ZM176 87V86H175ZM202 87V86H201ZM211 87V86H210ZM235 87V86H234ZM246 88H248V86H245ZM253 87V86H252ZM33 88V87H32ZM36 88V87H35ZM117 88V87H116ZM126 88V87H125ZM130 88H131V86H130ZM136 88L138 89V86H136ZM163 88V87H162ZM190 88V87H189ZM245 88V89H246ZM54 89V88H53ZM118 89V88H117ZM116 89V90H117ZM155 89V88H154ZM170 89V88H169ZM197 89V88H196ZM210 89V88H209ZM235 90H236V88H234ZM243 89V88H242ZM249 89V88H248ZM43 90H45V89H43ZM129 90V89H128ZM159 90V89H158ZM161 90V89H160ZM217 90V89H216ZM235 90H233V91H235ZM241 90V89H240ZM48 91V90H47ZM57 91V90H56ZM64 91V92H65ZM124 91V90H123ZM126 91V90H125ZM136 91V90H135ZM165 91V90H164ZM189 91V90H188ZM196 91V90H195ZM202 91H204V90H202ZM232 91V92H233ZM247 91V90H246ZM251 91V90H250ZM254 91V90H253ZM263 91V90H262ZM115 92V91H114ZM113 92V93H114ZM134 92V91H133ZM138 91H136L135 93H137ZM139 92H140V90H139ZM248 92V91H247ZM246 92V93H247ZM261 92V91H260ZM259 92V93H260ZM42 93V92H41ZM98 93V92H97ZM118 93V92H117ZM116 93V94H117ZM132 93V92H131ZM141 93V92H140ZM182 93V92H181ZM190 93H192V92H190ZM198 93V92H197ZM210 93V92H209ZM229 93V92H228ZM250 93V92H249ZM256 93V92H255ZM263 93H264V91H263ZM46 94V93H45ZM52 94V93H51ZM54 94V93H53ZM68 94H70V93H68ZM83 94V93H82ZM99 94V93H98ZM97 94V95H98ZM128 94V93H127ZM134 94V93H133ZM132 94V95H133ZM138 94V93H137ZM137 94H134V95H137ZM168 94V93H167ZM173 94V93H172ZM171 94V95H172ZM174 94H176V93H174ZM218 94V93H217ZM233 94V93H232ZM152 95H154V93H153V91L152 90H150L149 91V93H148V97L149 96H152ZM208 95V94H207ZM241 95V94H240ZM117 96V95H116ZM138 96V95H137ZM144 96V95H143ZM146 96H147V93H146ZM177 96V95H176ZM187 96H189V93H188V95ZM195 96V95H194ZM214 96V95H213ZM222 96V95H221ZM221 96H220V98H221ZM231 96V95H230ZM242 96V95H241ZM246 96H247V94H246ZM245 96V97H246ZM264 96V95H263ZM82 97H83V95H82ZM124 97V96H123ZM129 97H130V95H129ZM166 97V96H165ZM178 97V96H177ZM186 97V96H185ZM233 97V96H232ZM231 97V98H232ZM243 97V96H242ZM99 98H100V96H99ZM98 98V99H99ZM110 98V97H109ZM108 98V99H109ZM144 98V97H143ZM154 98V97H153ZM206 98H207V100H208V96H206ZM210 98V97H209ZM230 98V97H229ZM244 98V97H243ZM70 99V98H69ZM130 99H131V97H130ZM146 99V98H145ZM148 99V98H147ZM151 99V98H150ZM190 99V98H189ZM203 99H205V98H203ZM247 99H248V97H247ZM15 100H17V99H15ZM67 100V99H66ZM74 100H75V98H74ZM114 100V99H113ZM141 100V99H140ZM156 100V99H155ZM173 100V99H172ZM210 100V99H209ZM208 100V101H209ZM217 100H219L218 98H217ZM228 100V99H227ZM226 100V101H227ZM18 101H20V100H18ZM23 101V100H22ZM35 101H34V103H35ZM105 101V100H104ZM108 101V100H107ZM132 101V100H131ZM135 101V100H134ZM143 101V100H142ZM147 101V100H146ZM151 101H153V100H151ZM159 101V100H158ZM184 101V100H183ZM187 101V100H186ZM198 101V100H197ZM204 101H206V100H202V102H204ZM231 101V100H230ZM237 101V100H236ZM251 101V100H250ZM262 101V100H261ZM264 101V100H263ZM21 102V101H20ZM74 102V101H73ZM90 102V101H89ZM91 102H92V100H91ZM95 102V101H94ZM111 102V101H110ZM115 102V101H114ZM124 102V101H123ZM140 102V101H139ZM145 102V101H144ZM177 102V101H176ZM179 102V101H178ZM191 102H193V100L191 101ZM207 102V101H206ZM220 102H221V100H220ZM234 102H235V100H234ZM233 102V103H234ZM239 102V101H238ZM105 103V102H104ZM149 103V102H148ZM166 103H167V101H166ZM184 103V102H183ZM219 103V102H218ZM236 103V102H235ZM234 103V104H235ZM22 105H23V102L21 103ZM87 104V103H86ZM98 104H99V101H98ZM97 104V105H98ZM139 104V103H138ZM168 104V103H167ZM170 104H172V103H170ZM185 104V103H184ZM190 105H191V103H189ZM189 104H187V105H189ZM209 104V106L211 107V105H210V103H208ZM222 104V103H221ZM262 104V103H261ZM260 104V105H261ZM264 104V103H263ZM77 105H78V103H77ZM112 105V104H111ZM124 105V104H123ZM141 105H143V104H141ZM174 105V104H173ZM186 105V104H185ZM206 105V104H205ZM216 105V104H215ZM218 105V104H217ZM220 105V104H219ZM233 105V104H232ZM250 106L252 105L251 103L249 104ZM41 106V105H40ZM54 106V105H53ZM61 106H63V105H61ZM65 106V105H64ZM69 106V105H68ZM74 106V105H73ZM125 106V105H124ZM156 106V103L155 102H153V103H151L150 105H149V108H154ZM166 106H168V105H166ZM209 106L207 107V108H209ZM249 106V107H250ZM255 106V105H254ZM25 107H26V105H25ZM35 107V106H34ZM33 107V108H34ZM78 107V106H77ZM89 107V106H88ZM113 107V106H112ZM116 107V106H115ZM201 107V106H200ZM213 107H215L214 106V104H213ZM28 108V107H27ZM30 108V107H29ZM121 108V107H120ZM124 108V107H123ZM122 108V109H123ZM158 108V107H157ZM189 108V107H188ZM206 108V107H205ZM253 108V107H252ZM252 108H250V109H252ZM30 109H32V108H30ZM29 109V110H30ZM38 109H39V107H38ZM87 109V108H86ZM136 109V108H135ZM134 109V110H135ZM165 109V108H164ZM167 109V108H166ZM176 109V108H175ZM178 109V108H177ZM185 109H186V107H185ZM254 109H255V107H254ZM35 110V109H34ZM128 110V109H127ZM131 110V109H130ZM138 110H139V113H143V110H145V109H139L138 108ZM152 110V109H151ZM184 110V109H183ZM208 110V109H207ZM206 110V111H207ZM25 111H27V109L25 110ZM24 111V114L26 115V112ZM31 111V110H30ZM48 111V110H47ZM52 111V110H51ZM126 111V110H125ZM135 111H137V109L135 110ZM146 111H148V110H146ZM165 111V110H164ZM173 111V110H172ZM172 111H170V113L172 112ZM182 111V110H181ZM186 111H187V109H186ZM202 111V110H201ZM211 111V110H210ZM218 111H219V109H218ZM60 112V111H59ZM113 112H115V110L113 111ZM118 112V111H117ZM138 112V111H137ZM137 112H135V113H137ZM189 112V111H188ZM209 112V111H208ZM216 112V111H215ZM15 113H19V115L17 116V118H16V116H15ZM62 113V112H61ZM64 113V112H63ZM62 113V114H63ZM110 113H111V111H110ZM157 112H156V110H155V114H156ZM186 113V112H185ZM204 113V112H203ZM253 113V112H252ZM257 113V112H256ZM261 113V112H260ZM31 114V113H30ZM59 114V113H58ZM78 114V113H77ZM113 115H114V113H112ZM119 114H121L120 112H119ZM190 114H191V111H190ZM211 114V113H210ZM214 114V113H213ZM212 114V115H213ZM28 115V114H27ZM32 115V114H31ZM69 115H71V114H69ZM68 115V116H69ZM81 115V114H80ZM79 115V116H80ZM83 115V114H82ZM86 115V114H85ZM115 115H117V114H115ZM159 115V114H158ZM170 115V114H169ZM174 115H177V114H174ZM180 115V114H179ZM185 115V114H184ZM187 115V114H186ZM189 115V114H188ZM188 115H187V117H188ZM194 115V114H193ZM196 115H197V113L194 115L195 117H196ZM206 115H208V114H206ZM52 116V115H51ZM110 116V115H109ZM108 116V117H109ZM112 116V115H111ZM136 116V115H135ZM144 116V115H143ZM147 116V115H146ZM160 116H162V115H160ZM190 116V115H189ZM254 116V115H253ZM24 117H26V116H24ZM41 117V116H40ZM47 117V116H46ZM54 117V116H53ZM105 117V116H104ZM117 117V116H116ZM133 117V116H132ZM177 117V116H176ZM183 117V116H182ZM186 117V116H185ZM195 117H194V120H195ZM247 117V116H246ZM257 117V116H256ZM36 118V117H35ZM121 118V117H120ZM124 118V117H123ZM138 118H139V115H138ZM142 118V117H141ZM154 118V117H153ZM157 118V117H156ZM155 118V119H156ZM180 118V117H179ZM189 118V117H188ZM188 118H186V119H188ZM208 118V117H207ZM206 118V119H207ZM213 118V117H212ZM37 119H40V118H38L37 117ZM78 119V118H77ZM140 119V118H139ZM145 119V118H144ZM148 119V118H147ZM150 119H151V117H150ZM161 119V118H160ZM165 119V118H164ZM163 119V121H165ZM178 119V118H177ZM197 119H200L199 117L197 118ZM216 119V118H215ZM214 119V120H215ZM220 119V118H219ZM256 119V118H255ZM46 120H47V118H46ZM72 120V119H71ZM83 120V119H82ZM81 120V121H82ZM84 120L86 121V119L84 118ZM119 120V119H118ZM159 120V119H158ZM173 120V119H172ZM183 120H184V118H183ZM183 120H181V121H183ZM49 122H50V120H48ZM80 121V122H81ZM84 121V122H85ZM143 121V120H142ZM145 121V120H144ZM162 121V120H161ZM191 121H192V118H191ZM191 121H190V123H191ZM202 121V120H201ZM213 121V120H212ZM230 121V120H229ZM134 122V121H133ZM136 122V121H135ZM148 122H151V121H148ZM155 122V121H154ZM159 122V121H158ZM175 122V121H174ZM186 122V120L184 121V123ZM195 122V121H194ZM204 122V121H203ZM208 122V121H207ZM250 122H251V120H250ZM260 122V121H259ZM22 123V122H21ZM72 123V122H71ZM79 123V122H78ZM86 123V122H85ZM140 123V122H139ZM183 123V122H182ZM187 123V122H186ZM205 123V122H204ZM53 124V123H52ZM113 124V123H112ZM145 124V123H144ZM169 124V123H168ZM177 124V123H176ZM188 124V123H187ZM192 124V123H191ZM190 124V125H191ZM203 124V123H202ZM206 124V123H205ZM209 124V123H208ZM213 124V123H212ZM259 124V123H258ZM257 124V125H258ZM46 125V124H45ZM77 125V124H76ZM75 125V126H76ZM194 125V124H193ZM196 125V124H195ZM207 125V124H206ZM217 125V124H216ZM215 125V126H216ZM227 125V124H226ZM229 125V124H228ZM251 125V124H250ZM43 126V125H42ZM51 126V125H50ZM83 126V124L81 125V127ZM107 126H108V124H107ZM144 126V125H143ZM155 126V125H154ZM189 126V125H188ZM200 126H202L201 124H200ZM213 126H214V124H213ZM37 127H38V125H37ZM36 127V128H37ZM45 127H47V126H45ZM78 126H76V128H77ZM113 127V126H112ZM119 126H117V128H118ZM145 127V126H144ZM148 127V126H147ZM189 127H191V126H189ZM193 127V126H192ZM212 127V126H211ZM210 127V128H211ZM217 127V126H216ZM226 127V126H225ZM228 127V126H227ZM260 127V126H259ZM263 127V126H262ZM261 127V128H262ZM35 128V127H34ZM73 128V127H72ZM115 128V127H114ZM141 128H142V126H141ZM196 128V127H195ZM203 128H204V125H203ZM208 128H209V126H208ZM260 128V129H261ZM108 129V128H107ZM110 129V128H109ZM119 129V128H118ZM159 129V128H158ZM166 129V128H165ZM205 129V128H204ZM212 129V128H211ZM210 129V130H211ZM215 129V128H214ZM250 129H251V127H250ZM250 129H248V130H250ZM255 129H256V127H255ZM258 129V128H257ZM259 129V130H260ZM21 130H23V129H21ZM34 130V129H33ZM112 130V129H111ZM143 130V129H142ZM145 130H147V129H145ZM151 130V129H150ZM149 130V131H150ZM217 130V129H216ZM24 131V130H23ZM38 131V130H37ZM36 131V132H37ZM85 131V130H84ZM134 132H135V130H133ZM141 131V130H140ZM158 131V130H157ZM214 131V130H213ZM35 132V133H36ZM59 132V131H58ZM63 132V131H62ZM80 132V131H79ZM82 132V131H81ZM86 132H87V130H86ZM110 132V131H109ZM132 132V131H131ZM148 132V131H147ZM168 132V131H167ZM199 132V131H198ZM217 132V131H216ZM260 132H261V130H260ZM46 133V132H45ZM146 133V132H145ZM156 133V132H155ZM158 133V132H157ZM165 133V132H164ZM188 133V132H187ZM201 133H203V131H201ZM211 133H213V132H211ZM225 133H226V131H225ZM248 133V132H247ZM246 133V134H247ZM250 133V132H249ZM25 134H27V133H25ZM40 134V133H39ZM43 134V133H42ZM47 134V133H46ZM149 134V133H148ZM151 134H152V132H151ZM160 134V133H159ZM199 134V133H198ZM253 134V133H252ZM256 134V133H255ZM93 135V134H92ZM101 135V134H100ZM107 135V134H106ZM132 134H130V136H131ZM134 136H135V134H133ZM164 135V134H163ZM201 135V134H200ZM126 136H127V134H126ZM141 136V135H140ZM158 136V135H157ZM156 136V137H157ZM160 136V135H159ZM162 136V135H161ZM167 136V135H166ZM212 136V135H211ZM210 136V137H211ZM257 136H258V134H257ZM32 137V136H31ZM36 137V136H35ZM44 137H46V136H44ZM55 137V136H54ZM58 137V136H57ZM82 137V136H81ZM122 137V136H121ZM123 137H125V136H123ZM123 137H122V140H123ZM129 137V136H128ZM143 137V136H142ZM151 137V136H150ZM176 137V136H175ZM179 137V136H178ZM203 137V136H202ZM207 137V136H206ZM215 137H216V134H215ZM259 137V136H258ZM257 137V138H258ZM47 138V137H46ZM132 138V137H131ZM130 138V139H131ZM140 138V137H139ZM154 138H155V136H154ZM160 138V137H159ZM171 138V137H170ZM174 138V137H173ZM209 138V137H208ZM251 138V137H250ZM262 138V137H261ZM26 139H28V138H26ZM34 139V138H33ZM32 139V140H33ZM45 139V138H44ZM65 139V138H64ZM106 139H108V138H106ZM105 139V140H106ZM137 139V138H136ZM148 139V138H147ZM172 139V138H171ZM204 139V138H203ZM210 139V138H209ZM208 139V140H209ZM214 139V138H213ZM264 139V138H263ZM46 140V139H45ZM77 140V139H76ZM104 140V141H105ZM111 140V139H110ZM114 140V139H113ZM116 140H118V139H116ZM162 140V139H161ZM206 140V139H205ZM210 140H212V137H211V139ZM215 140V139H214ZM244 140V139H243ZM245 140H246V138H245ZM30 141V140H29ZM37 141V140H36ZM119 141H120V139H119ZM126 141V140H125ZM157 141V140H156ZM169 141V140H168ZM197 141V140H196ZM257 141V140H256ZM18 142V141H17ZM99 142H100V139H99ZM106 142V141H105ZM131 142V141H130ZM136 142H138V141H136ZM140 142V141H139ZM167 142V141H166ZM179 142V141H178ZM184 142V141H183ZM204 142V141H203ZM250 142V141H249ZM259 142V141H258ZM16 143V142H15ZM27 143H29V142H27ZM122 143V142H121ZM149 143V142H148ZM161 143V142H160ZM255 143V142H254ZM11 144H13V143H11ZM102 144V143H101ZM126 144V143H125ZM128 144V143H127ZM173 144H175V143H173ZM180 144V143H179ZM225 144V143H224ZM113 145V144H112ZM142 145H144V143L142 144ZM157 145V144H156ZM176 145V144H175ZM182 145V144H181ZM9 146V145H8ZM116 146V145H115ZM128 146H130V145H128ZM139 146V145H138ZM151 146V145H150ZM163 146V145H162ZM161 146V147H162ZM173 146V145H172ZM214 146H216V145H214ZM233 146V145H232ZM237 146V145H236ZM235 146V144H234V147H236ZM245 146H246V144H245ZM253 146V145H252ZM258 146H259V144H258ZM257 146V147H258ZM32 147V146H31ZM34 147V146H33ZM104 147V146H103ZM141 147H143V146H141ZM152 147V146H151ZM154 147H156V146H153V148ZM171 147V146H170ZM201 147V146H200ZM203 147H205V145L203 146ZM230 147V146H229ZM261 147L263 148V145L261 144ZM134 148V147H133ZM145 148V147H144ZM147 148V147H146ZM174 148H175V146H174ZM199 148V147H198ZM247 148V147H246ZM6 149V148H5ZM13 149V148H12ZM12 149H11V151H12ZM141 149V148H140ZM143 149V148H142ZM152 149V148H151ZM166 149V148H165ZM164 149V150H165ZM196 149V148H195ZM204 149V148H203ZM213 149V148H212ZM231 149V148H230ZM245 149V148H244ZM8 150V149H7ZM32 150V149H31ZM70 150V149H69ZM126 150V149H125ZM137 150V149H136ZM155 150H156V148H155ZM158 150V149H157ZM168 150V149H167ZM198 150V149H197ZM205 150V149H204ZM217 150V149H216ZM225 150V149H224ZM226 150H227V148H226ZM232 150H233V148H232ZM259 150V149H258ZM3 151V150H2ZM192 151V150H191ZM218 151V150H217ZM229 151V150H228ZM262 151V150H261ZM5 152V151H4ZM3 152V153H4ZM27 152V151H26ZM121 152H122V150H121ZM134 152V151H133ZM139 152V151H138ZM156 152V151H155ZM165 152V151H164ZM175 152V151H174ZM193 152V151H192ZM199 152H200V150H199ZM199 152H198V154H197V151H196V154H197V156L199 155ZM206 152H207V150H206ZM211 152V151H210ZM210 152H208V153H210ZM222 152H223V150H222ZM225 152V151H224ZM251 153H252V151H250ZM263 152V151H262ZM7 153V152H6ZM123 153V152H122ZM146 153H147V151H146ZM204 153V152H203ZM237 153V152H236ZM244 153V152H243ZM242 153V154H243ZM261 153V152H260ZM8 154V153H7ZM6 154V156H8ZM36 154H37V152H36ZM138 154V153H137ZM140 154V153H139ZM148 154V153H147ZM157 154V153H156ZM184 154V153H183ZM189 154V153H188ZM195 154V153H194ZM192 155V156H196V155ZM201 154V153H200ZM217 154V153H216ZM230 154V153H229ZM256 154V153H255ZM263 155H264V153H262ZM261 154V155H262ZM10 155V154H9ZM32 155V154H31ZM116 155V154H115ZM135 155V154H134ZM144 155V154H143ZM152 155V154H151ZM155 155V154H154ZM153 155V156H154ZM163 155V154H162ZM170 155V154H169ZM225 155V154H224ZM224 155H221V156H224ZM244 155V154H243ZM259 155V154H258ZM262 155V156H263ZM12 156V155H11ZM25 156V155H24ZM119 156V155H118ZM148 156V155H147ZM152 156V157H153ZM173 156V155H172ZM171 155L169 156V157H172ZM200 156V155H199ZM212 156V155H211ZM225 156H227V155H225ZM230 156V155H229ZM250 156V155H249ZM260 156V155H259ZM258 156V157H259ZM142 157V156H141ZM155 157V156H154ZM153 157V158H154ZM191 157V156H190ZM201 157V156H200ZM203 157V156H202ZM201 157V158H202ZM241 157H243V156H241ZM245 157H246V155H245ZM251 157V156H250ZM249 157V158H250ZM252 157H253V155H252ZM257 157V156H256ZM0 158H2L1 156H0ZM7 158V157H6ZM22 158H24V157H22ZM111 158V157H110ZM116 158H118V157H116ZM124 158V157H123ZM126 158V157H125ZM124 158V159H125ZM134 158V157H133ZM144 158V157H143ZM162 158V157H161ZM173 158V157H172ZM175 158V157H174ZM183 158V157H182ZM216 158H217V156H216ZM226 158V157H225ZM232 158V157H231ZM3 159H5L4 157H3ZM2 159V160H3ZM13 159V158H12ZM11 159V160H12ZM15 159V158H14ZM120 159V158H119ZM157 159V158H156ZM184 159V158H183ZM192 158H190V160H191ZM195 159H196V157H195ZM198 159V158H197ZM213 159H214V157H213ZM233 159V158H232ZM257 159V158H256ZM255 159V160H256ZM1 160V159H0ZM16 160V159H15ZM108 160V159H107ZM146 160V159H145ZM158 160V159H157ZM171 160V159H170ZM193 160V159H192ZM203 160V159H202ZM226 160V159H225ZM224 160V162H226ZM264 160V159H263ZM109 161V160H108ZM107 161V162H108ZM117 161H118V159H117ZM119 161H121V160H119ZM118 161V162H119ZM137 161V160H136ZM160 161H161V159H160ZM166 161H169V160H166ZM185 161V160H184ZM199 161V160H198ZM220 161V160H219ZM239 161V160H238ZM250 161V160H249ZM258 160H256V162H257ZM262 161V160H261ZM260 161V162H261ZM110 162V161H109ZM113 162V161H112ZM141 162V161H140ZM164 162V161H163ZM189 162V161H188ZM194 162V161H193ZM200 162V161H199ZM198 162V163H199ZM205 162V161H204ZM212 162V161H211ZM214 162V161H213ZM213 162H212V165H213ZM251 162V161H250ZM249 162V163H250ZM7 163V162H6ZM22 163V162H21ZM139 163V162H138ZM142 163V162H141ZM167 163V162H166ZM253 163V162H252ZM259 163V162H258ZM262 163V162H261ZM260 163V164H261ZM16 164V163H15ZM124 164V163H123ZM194 164V163H193ZM195 164H197V162L195 163ZM225 164V163H224ZM223 164V165H224ZM257 164V163H256ZM2 165V164H1ZM82 165V164H81ZM88 165V164H87ZM94 165V164H93ZM130 165V164H129ZM136 165V164H135ZM148 165H149V163H148ZM153 165V164H152ZM156 165H157V163H156ZM174 165V164H173ZM202 165V164H201ZM221 165V164H220ZM227 166H228V164H226ZM231 165V164H230ZM240 165V164H239ZM258 165V164H257ZM26 166V165H25ZM113 166V165H112ZM136 166H138V165H136ZM186 166H188L187 164H186ZM198 166V165H197ZM227 166H226V168H227ZM237 166V165H236ZM259 166V165H258ZM262 166V165H261ZM260 166V167H261ZM22 167V166H21ZM87 167V166H86ZM90 167H92V166H90ZM118 167V166H117ZM133 167H134V165H133ZM139 167H141V166H139ZM147 167V166H146ZM150 167V166H149ZM148 167V168H149ZM154 167V166H153ZM176 167V166H175ZM179 167V166H178ZM200 167V166H199ZM213 167V166H212ZM211 167V168H212ZM217 167V166H216ZM223 167V166H222ZM229 167V166H228ZM232 167H234V166H232ZM251 167V166H250ZM263 167V166H262ZM2 168V167H1ZM18 168H20V167H18ZM93 168V167H92ZM113 168H115V167H113ZM121 168V167H120ZM148 168H146V171L148 170ZM189 168V167H188ZM187 168V169H188ZM194 168V167H193ZM201 168V167H200ZM203 168V167H202ZM214 168V167H213ZM218 168V167H217ZM231 168V167H230ZM236 168V167H235ZM238 168V167H237ZM4 169V168H3ZM85 169V168H84ZM86 169H88V168H86ZM125 169H126V167H125ZM143 169V168H142ZM172 169V168H171ZM171 169H170V171H171ZM179 169V168H178ZM183 169V168H182ZM197 169H199V168H197ZM225 169V168H224ZM228 169V168H227ZM251 169H252V167H251ZM17 170V169H16ZM31 170V169H30ZM70 170V169H69ZM113 170V169H112ZM129 170V169H128ZM201 170V169H200ZM206 170V169H205ZM209 170V169H208ZM216 170V169H215ZM234 170V169H233ZM253 170H255V168L253 169ZM257 170V169H256ZM91 171V170H90ZM124 171V170H123ZM134 171V170H133ZM143 171V170H142ZM149 171H150V168H149ZM160 171V170H159ZM158 171V172H159ZM174 171V170H173ZM176 171H177V168H176ZM175 171V172H176ZM179 171V170H178ZM182 171H184V170H182ZM192 171V170H191ZM212 171V170H211ZM210 171V172H211ZM222 171V170H221ZM224 171V170H223ZM238 171V170H237ZM241 171V170H240ZM11 172V171H10ZM88 172V171H87ZM106 172V171H105ZM113 172V171H112ZM127 172V171H126ZM131 172V171H130ZM162 172V171H161ZM181 172V171H180ZM89 173V172H88ZM100 173V172H99ZM107 173V172H106ZM141 173V172H140ZM143 173H145V169H144V172ZM148 173V176H149V172H147ZM192 174H193V172H191ZM202 173H203V171H202ZM222 173V172H221ZM220 173V174H221ZM6 174V173H5ZM5 174L3 175V176H5ZM69 174V173H68ZM109 174V173H108ZM142 174V173H141ZM153 174V173H152ZM182 174H183V172H182ZM198 174V173H197ZM204 174V173H203ZM202 174V175H203ZM214 175L213 176H215V173H213ZM219 174V176H221ZM32 175V174H31ZM34 175V174H33ZM111 175V174H110ZM115 175V174H114ZM155 175V174H154ZM169 175H170V173H169ZM184 175V174H183ZM185 175H186V173H185ZM191 175V174H190ZM218 175V174H217ZM216 175V176H217ZM222 175H223V173H222ZM2 176V177H3ZM100 176H101V174H100ZM137 176V175H136ZM146 176V175H145ZM147 176V177H148ZM151 176V175H150ZM164 176V175H163ZM162 176V177H163ZM166 176V175H165ZM178 176V175H177ZM189 176V175H188ZM226 176V175H225ZM229 176V175H228ZM38 177V176H37ZM77 177V176H76ZM80 177H82V175L80 176ZM128 177V176H127ZM132 177V176H131ZM159 177H161V176H159ZM168 177V176H167ZM170 177V176H169ZM206 177V176H205ZM218 177V176H217ZM10 178V177H9ZM106 178V177H105ZM111 178H112V176H111ZM129 178V177H128ZM128 178H126L127 180H128ZM136 178V177H135ZM146 178V177H145ZM149 178L150 177H148V182H150L149 181ZM171 178V177H170ZM169 178V179H170ZM178 178V177H177ZM219 178V177H218ZM234 178V177H233ZM11 179V178H10ZM74 179V178H73ZM104 179V178H103ZM139 179L140 178H138L137 180L139 181ZM160 179V178H159ZM164 179V178H163ZM168 179V178H167ZM166 179V180H167ZM168 179V180H169ZM189 179V178H188ZM206 179V178H205ZM226 179V178H225ZM76 180H78V179H76ZM111 180V179H110ZM140 180H143V178L142 179H140ZM157 180V179H156ZM190 180V179H189ZM203 180V179H202ZM201 180V182H203ZM69 181V180H68ZM105 181H106V179H105ZM120 181V180H119ZM125 182H126V180H124ZM153 181V180H152ZM162 179H161V183H162ZM214 181V180H213ZM6 182H7V180H6ZM109 182V181H108ZM145 182V181H144ZM154 182V181H153ZM191 182L193 183V181L191 180ZM5 183V182H4ZM84 183H86V182H84ZM95 183V182H94ZM98 183V182H97ZM105 183V182H104ZM112 183V182H111ZM120 183V182H119ZM174 183H176V182H174ZM174 183H172L173 184V186L175 187V185H174ZM191 183V184H192ZM198 183H200V181L198 182ZM208 183V182H207ZM130 184V183H129ZM133 184V183H132ZM149 184H151V183H149ZM153 184V183H152ZM151 184V185H152ZM177 184H178V182H177ZM205 184V183H204ZM209 184V183H208ZM213 183H211V185H212ZM214 184H215V189H213V191L211 192L212 194L211 195H209L210 197H209V199L206 201V203L204 204V205H202V206H200V205H195V204H193V205H195L196 207H194L193 205H191V203H189L188 202V196H189V193H190V195H191V193L192 192H194L195 191V189L194 188H191L192 190H188L187 192H185V193H181L180 191H179V189H176V191H174L173 193H174V198L173 199H171V200H166L167 201V203H166V207H165V210H164V212L161 214V215H163L162 216V218L160 219H157L156 221H155V223H154V229L156 228L157 229V231L153 234V236H150V237H148V239H149V241L147 240V247L146 248H144L143 247V244H144V239L146 238V234H144V235H142L141 237V239L139 238L137 241L136 240H132L131 242H132V244H133V246H134V248L132 249V251H131V261L129 260V262H130V264H264V168H263V170L262 171H255L254 173H252V174H250V175H248V176H243V177H241V178H239L237 181H236V185H235V187H234V189L232 190V189H230V184H231V182L230 181H227V180H216V178H215V181H214ZM109 185V184H108ZM113 185V184H112ZM115 185V184H114ZM114 185L112 186V187H114ZM201 185H203L202 183L201 184H199V186L201 187ZM85 186V185H84ZM127 186V185H126ZM143 186V185H142ZM153 186V185H152ZM155 186V185H154ZM160 186H161V184H160ZM171 186V185H170ZM193 186H194V183H193ZM206 186H207V184H206ZM107 187H109V186H107ZM125 187V186H124ZM144 187H145V183H144ZM146 187H148V186H146ZM156 187V186H155ZM154 187V188H155ZM165 187V186H164ZM169 187V186H168ZM97 188V187H96ZM102 188V187H101ZM123 188V187H122ZM127 188V187H126ZM150 188H152V187H150ZM153 188V189H154ZM157 188V187H156ZM176 188V187H175ZM186 188V187H185ZM196 188V187H195ZM199 188V187H198ZM202 188V187H201ZM201 188H199L200 190H202ZM35 189V188H34ZM106 189V188H105ZM119 189V188H118ZM118 189H116V190H118ZM127 189H129V187L127 188ZM132 189V188H131ZM130 189V191H132ZM134 189V188H133ZM140 189H141V187H140ZM158 189V188H157ZM160 189V188H159ZM174 190V188H171V190ZM198 189V190H199ZM208 189V188H207ZM206 189V190H207ZM71 190V189H70ZM81 190V189H80ZM83 190H84V187H83V189L81 190V192H83ZM155 190V189H154ZM164 190H165V188H164ZM168 190H170V188L168 189ZM167 190V191H168ZM205 190V189H204ZM205 190V191H206ZM210 190V189H209ZM209 190H208V192H209ZM76 191V190H75ZM78 191V190H77ZM105 191V190H104ZM128 191V190H127ZM139 191V190H138ZM143 191V190H142ZM145 191V190H144ZM151 191L153 192V194H155L154 193V191L151 189ZM81 192H79V193H81ZM116 192V191H115ZM133 192V191H132ZM149 191H147V193H148ZM164 192V191H163ZM169 192V191H168ZM167 192V193H168ZM199 192H202V191H199ZM84 193V192H83ZM127 193V192H126ZM137 193V192H136ZM151 193V192H150ZM158 193H159V191H158ZM157 192H156V194H158ZM165 193V192H164ZM33 194V193H32ZM104 194H106V193H104ZM122 194V193H121ZM133 194V193H132ZM135 194V193H134ZM203 194V193H202ZM88 195V194H87ZM90 195V194H89ZM107 195V194H106ZM116 195V194H115ZM118 195V194H117ZM123 195V194H122ZM128 196H129V194H127ZM144 195V194H143ZM196 195H197V192H196ZM195 195V196H196ZM198 195H200V196H202L201 195V193L200 194H198ZM198 195H197V197H198ZM85 196V195H84ZM127 196V197H128ZM156 196V195H155ZM154 196V197H155ZM158 196V195H157ZM170 196H171V194H170ZM199 196V199L201 198ZM78 196L76 195V197L75 198H77ZM80 197H81V195H80ZM94 197V196H93ZM104 197V196H103ZM103 197H102V199H103ZM107 197V196H106ZM110 197V196H109ZM147 197H148V194H147ZM196 197V198H197ZM68 198V197H67ZM70 198V197H69ZM105 198V197H104ZM136 198V197H135ZM149 198V197H148ZM33 199V198H32ZM72 199H73V197H72ZM72 199L70 200V201H72ZM84 199H86V198H84ZM100 199V198H99ZM125 199H128V198H126L125 197ZM151 199V198H150ZM167 199V198H166ZM80 200H81V198H80ZM107 200V199H106ZM134 200V199H133ZM191 200H192V197H191ZM60 201V200H59ZM76 201V200H75ZM151 201V200H150ZM196 202H197V200H195ZM125 202H126V200H125ZM129 202V201H128ZM133 202H137V201H133ZM33 203V202H32ZM73 203V202H72ZM80 203V202H79ZM82 203V202H81ZM58 204V203H57ZM64 204V203H63ZM116 204V203H115ZM146 204V203H145ZM148 204V203H147ZM151 204V203H150ZM152 204H153V202H152ZM32 205V204H31ZM35 205V204H34ZM113 204H111V207H113L112 206ZM117 205V204H116ZM128 205V204H127ZM154 205V204H153ZM163 205V204H162ZM38 205H36V207L35 208H38L39 209V207H37ZM65 206V205H64ZM126 206V205H125ZM132 206V208H133V205H131ZM164 206V205H163ZM32 207V206H31ZM75 207V206H74ZM79 207V206H78ZM123 207V206H122ZM135 207V206H134ZM145 207V206H144ZM147 207H149V206H147ZM35 208H34V210H35ZM54 208V207H53ZM69 208V207H68ZM68 208H66V209H68ZM96 208H97V206H96ZM124 208V207H123ZM156 208V207H155ZM159 208V207H158ZM51 209V208H50ZM60 209V208H59ZM65 209V210H66ZM129 209V208H128ZM37 210V209H36ZM70 210V209H69ZM102 210V209H101ZM117 210V209H116ZM115 210V211H116ZM154 210V209H153ZM160 210V209H159ZM37 211H39V210H37ZM94 211V210H93ZM96 211V210H95ZM103 211H104V209H103ZM114 211V212H115ZM123 211V210H122ZM138 211V210H137ZM155 211H156V209H155ZM33 212H35V211H33L32 210V213ZM105 212V211H104ZM113 212V213H114ZM118 212V211H117ZM126 212V211H125ZM143 212V211H142ZM87 214H88V212H86ZM103 213V212H102ZM135 213V212H134ZM133 213V214H134ZM9 214V213H8ZM34 214V213H33ZM92 214V213H91ZM107 214V213H106ZM115 214V213H114ZM148 214V213H147ZM34 215H36V212H35V214ZM48 215H50V214H48ZM85 215V214H84ZM97 215L98 216H100V212H97L95 215H93L94 217H96L97 218ZM120 215V214H119ZM123 215V214H122ZM146 214H144L143 216H145ZM46 216V215H45ZM62 217V214L58 211V212H54L53 214H52V217ZM71 216V215H70ZM73 216V215H72ZM93 216L92 215H89V220L87 221V226H86V232H85V237H84V239H85V242L84 243H80V244H85V249H84V251H83V253L80 255H73V258H74V260L76 261V262H80L81 264H127L126 262H125V260L123 259V257L122 256H119L117 259H115V260H113L110 256L108 257L105 253H104V244H105V242L107 241V237H109V236H111L110 235V233L108 234V231H106L105 233H102L101 235H102V238H103V240L101 239V237H97L96 235H97V228H98V226H97V228H96V223H95V219H93ZM116 216V215H115ZM142 216V215H141ZM148 215H146L145 217H147ZM31 217V216H30ZM35 217V216H34ZM36 217H38L37 215H36ZM35 217V218H36ZM77 217H78V215H77ZM107 217V216H106ZM113 217V216H112ZM121 217H123V216H121ZM121 217H120V219H121ZM144 217V218H145ZM34 218V219H35ZM73 218V217H72ZM79 218V217H78ZM127 218V217H126ZM140 218H142V217H140ZM37 219V218H36ZM101 219V218H100ZM116 219V218H115ZM113 220V223H115V222H117L118 220ZM149 220L151 219V217H149L148 218ZM154 219V218H153ZM8 220V219H7ZM29 220V219H28ZM33 220V219H32ZM139 219H137V223L139 222L138 221ZM145 220H147V218L145 219ZM74 221V220H73ZM86 221V220H85ZM100 221V220H99ZM133 221V220H132ZM50 222V221H49ZM65 223L67 222V221H64ZM83 222V221H82ZM128 222V221H127ZM149 222V221H148ZM24 223V222H23ZM68 223V222H67ZM74 223H76V222H74ZM73 223V224H74ZM141 224H143V222H140ZM46 224V223H45ZM55 224V223H54ZM105 224V223H104ZM103 224V225H104ZM19 225V224H18ZM48 225V224H47ZM56 225H58V224H56ZM56 225H54V226H56ZM76 225V224H75ZM78 225V224H77ZM123 225V224H122ZM121 225V226H122ZM139 225V224H138ZM145 225V224H144ZM144 225H142V226H144ZM82 226V225H81ZM113 226H114V224H113ZM130 226H132V224L130 225ZM133 226H134V224H133ZM140 226V225H139ZM11 227V226H10ZM19 227V226H18ZM43 227V226H42ZM70 227V226H69ZM78 227H80V226H78ZM101 227V226H100ZM104 227V226H103ZM106 227V226H105ZM109 227V226H108ZM135 227V226H134ZM136 227H138V226H136ZM20 228H21V226H20ZM38 228V227H37ZM44 228H46V227H44ZM71 228V227H70ZM75 228V227H74ZM83 228V227H82ZM152 228V229H153ZM60 229V228H59ZM59 229H57L58 231H59ZM85 229V228H84ZM140 230H141V228H139ZM212 230L213 231V234L212 235H210L209 234V232L211 233V231H209V230ZM20 230V229H19ZM40 230H41V228H40ZM39 230V231H40ZM55 230V229H54ZM57 230H56V232H57ZM82 230V229H81ZM109 230V229H108ZM118 230V229H117ZM146 230V229H145ZM62 231V230H61ZM61 231H59V232H61ZM112 231V230H111ZM115 231V230H114ZM151 230H149V231H147V232H150ZM19 232V231H18ZM41 232H43V231H40V233ZM49 232V231H48ZM53 232V231H52ZM55 232V233H56ZM59 232H57V233H59ZM67 232V231H66ZM75 232V231H74ZM101 232V231H100ZM137 232V231H136ZM62 233V232H61ZM116 233V232H115ZM127 233V232H126ZM125 233V234H126ZM138 233V232H137ZM39 234V233H38ZM54 234V233H53ZM68 234V233H67ZM70 234V233H69ZM71 234H72V232H71ZM84 234V233H83ZM18 235H19V233H18ZM66 235V234H65ZM78 235H80V234H78ZM98 235H99V232H98ZM132 235V234H131ZM134 235V234H133ZM136 235V234H135ZM40 236H41V234H40ZM56 236V235H55ZM58 236H60V235H58ZM57 236V237H58ZM61 236H64V235H62L61 234ZM67 236V235H66ZM77 236V235H76ZM126 236H127V234H126ZM43 237V236H42ZM53 237V240H54V236H52ZM145 237V238H144ZM28 238V237H27ZM26 238V239H27ZM63 238V237H62ZM67 238V237H66ZM73 238V237H72ZM20 239V238H19ZM18 239V240H19ZM25 239V240H26ZM40 239H42V238H40ZM39 239V240H40ZM70 239V238H69ZM76 239V238H75ZM114 239H116V243H115V245H113L112 247H113V249L115 248V247H117V248H122V244H120L121 243V240L122 239H124L123 238V234H119V233H116L115 235H114ZM126 239V238H125ZM135 239V238H134ZM14 240H15V238H14ZM17 240V241H18ZM34 241L33 242H31L30 244H27V246H26V248H23L24 247V245H23V247H18V245L17 244H15L14 246H13V248H12V253L13 254H15L16 255V258H15V261H17V264L19 263V264H35L33 261H31V260H29V259H27L26 257V255H25V252H24V249H26L27 251H29V249L32 247V245H35L36 244V239H33ZM37 240H38V238H37ZM65 240V239H64ZM71 240V239H70ZM73 240H74V238H73ZM112 240H113V238H112ZM111 240V241H112ZM16 241V240H15ZM21 241V240H20ZM48 241H49V239H48ZM109 241V240H108ZM26 241H24V243H25ZM30 242V241H29ZM56 242V241H55ZM16 243V242H15ZM37 243H38V241H37ZM61 243V242H60ZM78 243V242H77ZM26 244V243H25ZM52 244V243H51ZM79 244V245H80ZM20 245V244H19ZM22 245V244H21ZM66 245V244H65ZM79 245H77V246H79ZM130 245V242H128V246ZM35 246H39V245H35ZM53 246V245H52ZM59 246V245H58ZM64 246V245H63ZM62 246V247H63ZM76 246V245H75ZM74 246V247H75ZM40 247V246H39ZM60 247V246H59ZM73 247V248H74ZM81 247H82V245H81ZM107 247V246H106ZM111 247V246H110ZM123 247H124V245H123ZM37 248V247H36ZM43 248V247H42ZM61 248V247H60ZM59 248V249H60ZM125 248H127V247H125ZM34 249V248H33ZM41 249V248H40ZM69 249V248H68ZM124 249V248H123ZM25 250V251H26ZM46 250V249H45ZM44 250V251H45ZM47 250H49V249H47ZM76 250V249H75ZM75 250H74V252H75ZM116 250V249H115ZM120 250V249H119ZM127 250V249H126ZM129 248H128V252H129ZM32 251V250H31ZM34 251V253H35V250H33ZM32 251V252H33ZM37 251V250H36ZM30 252V251H29ZM28 252V253H29ZM39 252V251H38ZM47 252V251H46ZM56 252H57V250H56ZM113 252V250L111 251V253ZM121 252V251H120ZM123 252H125L124 250H123ZM127 252V251H126ZM27 253V252H26ZM45 253V252H44ZM76 253V252H75ZM117 252H115V257L116 256H118L117 254H116ZM33 254V253H32ZM52 254V253H51ZM55 254V253H54ZM53 254V255H54ZM57 254V253H56ZM110 254V253H109ZM119 254V253H118ZM125 254V253H124ZM130 254V253H129ZM28 255V254H27ZM43 255V254H42ZM66 255H68V254H66ZM111 255V254H110ZM29 256V255H28ZM47 256H48V254H47ZM64 256V255H63ZM69 256V255H68ZM124 257H126L125 255H124ZM34 258V257H33ZM66 258V257H65ZM113 260H111V259ZM12 259V258H11ZM13 259H14V257H13ZM44 259V258H43ZM42 259V260H43ZM8 260V259H7ZM42 260H41V262H42ZM67 260V259H66ZM65 260V261H66ZM112 262H111V261ZM13 261V260H12ZM11 261V262H12ZM38 261V260H37ZM60 261V260H59ZM61 261H62V256H61ZM61 261H60V263L59 264H61ZM64 261V260H63ZM63 261H62V263H63ZM68 261V260H67ZM67 261H66V263H67ZM14 262V261H13ZM46 262V261H45ZM44 262V263H45ZM8 263H10V262H8ZM38 263V262H37ZM43 263V264H44ZM52 263V262H51ZM50 263V264H51ZM56 263V262H55ZM39 264V263H38ZM77 264V263H76ZM129 264V263H128Z\"/></svg>",
    "mask_w": 264,
    "mask_h": 264
}]
</instances>
